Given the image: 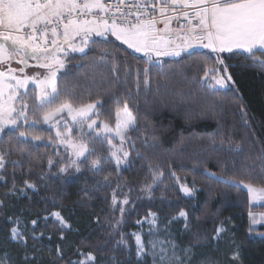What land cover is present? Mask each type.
<instances>
[{"label":"snow or ice","instance_id":"obj_1","mask_svg":"<svg viewBox=\"0 0 264 264\" xmlns=\"http://www.w3.org/2000/svg\"><path fill=\"white\" fill-rule=\"evenodd\" d=\"M170 12L174 15H168ZM180 17L187 21V27L181 24L180 28L172 29L171 22ZM158 23L164 27L157 28ZM109 34L146 58L143 63L148 66L142 70V90L146 94L152 91L154 70L159 80L165 82L179 75L190 90L180 93L182 102L188 96L195 99L197 93L215 97L217 101L231 94L234 100L241 101V121L248 125L247 111L230 71L235 65L227 60L243 55L248 62L246 66L264 72V0H0V133L11 126L8 141L0 146V181L9 175V165L12 180L11 187L0 196V209L11 198L19 201L26 197L32 201L37 196V205L44 204L34 214L29 204L19 214L7 216L11 227L0 241V264H100L98 258L105 256L106 264H243L233 218H222L207 204L197 211L195 204L180 201L196 197L200 191L197 177L237 192L246 190L248 235L256 232L264 238V232L258 231V226H264V212L253 211L254 207H264V146L253 156L251 142L236 140L231 134L226 136L222 130L214 129L206 137L207 146L203 149L206 159L187 169L193 177L191 183L187 175L179 176L171 163L165 170L146 154L156 148L158 137L153 135L150 144L145 131L142 151L137 145L139 137L132 136L139 131V101L132 99L128 86L131 66L124 65L121 80V63L102 46L110 43ZM93 35L101 38L100 45L92 39ZM76 37L81 38V45L74 42ZM64 45L68 46L65 56L69 61V51L81 54L83 60L87 57L86 48L99 47L100 55L89 67L95 70L111 65L110 73H98L99 80L96 74L84 76L90 79L91 86L102 89L97 91L96 98L92 87H88L85 102L80 92L81 81L70 84L58 75L65 69V59L57 55ZM106 56L111 58L105 59ZM164 57L172 58L167 68L162 61ZM29 59L36 61L35 67L46 69V74H25L22 78L14 75L24 72ZM12 61L22 67H11ZM79 66L82 65L78 63ZM188 69L193 70L191 75L187 74ZM140 71L137 68V98L141 91ZM64 75H68L67 71ZM6 78L14 80L15 85L6 84ZM30 83L35 88L28 90ZM121 85L127 91L118 95ZM161 86L157 84V92ZM5 88L11 89L6 100ZM20 88L25 91L19 92ZM78 92L81 100L77 104ZM16 100L19 107L13 103ZM217 107L212 103L207 111L216 119L218 128H222L223 117ZM64 112L71 125L61 116ZM56 117L64 119L63 129ZM144 119L147 121L148 117ZM41 124L56 129L55 136L49 135L46 143L37 127ZM35 142L45 143V152H39ZM49 146L63 148V152L49 154ZM14 154H18L16 159L11 158ZM213 159L220 169L219 175L210 168ZM134 160L146 161V171L138 174L135 185L126 180L121 183L122 172L133 169ZM85 171L100 179L92 181L91 188L89 181H85V186L78 189L77 203L87 208V202L96 198L95 193L104 189L105 208L101 211L105 215L103 221L100 215L92 216L91 223L99 228L77 238L80 230L64 215L62 193L65 186L76 183ZM179 171H185L183 165ZM53 178L58 187L51 183ZM165 178L171 183H165ZM18 179H22V184ZM161 185L162 192L171 187L177 196L165 203L161 195L162 207L154 210L144 201H155V191ZM41 192L46 194L41 196ZM133 192L137 193L135 198ZM144 208L147 211L141 214ZM25 211L35 218L29 220ZM133 214L137 217L134 220L137 230L126 231ZM209 218L213 221L210 230L205 228ZM47 229L59 233L54 246L49 243L52 235L45 238ZM96 231L102 232V239L93 243ZM69 234L73 239H69ZM9 245L15 246L16 258L4 250Z\"/></svg>","mask_w":264,"mask_h":264},{"label":"trees","instance_id":"obj_2","mask_svg":"<svg viewBox=\"0 0 264 264\" xmlns=\"http://www.w3.org/2000/svg\"><path fill=\"white\" fill-rule=\"evenodd\" d=\"M98 45L101 43L100 38H95ZM110 41L107 45H102L107 47L111 55L117 57L118 62L121 63L119 70V75L121 80L124 79V65H130V76L128 78V86L132 89V99L139 101V131L132 133L134 139H137L138 147L142 148V141L144 139L143 133L147 131L149 137V143L153 141L151 137L155 135L158 137L156 141V148L149 149L146 153L151 159L158 162L165 170L167 165L171 163L177 170V174L182 178L187 175V180L191 183L193 177L191 174L187 173V169L193 167L194 164L201 163L206 159V155L203 149L207 146L206 137L213 132L214 129L217 131H223L227 136L231 134L236 140L245 139L251 142V154L255 156L262 146H264V72L258 69L246 66L248 62L244 59V56H232L227 60V63L235 65L230 71L236 81L239 88V95L242 96V102L247 111L248 125L245 126L241 121L240 115V100H234L229 94L222 101H217L215 97L212 96H202L196 94L195 99L191 96L186 97L182 102L180 99V93H188L189 87L186 82L179 75L172 77L171 82H165L159 80L156 76L155 70L152 72L153 82L151 93H145L143 89V69L147 67L143 61L146 59L131 52L127 47L118 42L112 36H108ZM119 50V51H117ZM87 57L81 60V54L79 53H68L71 57L69 61L68 57L65 58L66 64L65 69H61L58 73L62 79H66L70 84H75L77 80H80L83 88L80 90L82 92V99L88 102V87H92L93 98H96L97 91H102L94 86H91L90 79H84L87 75L91 77L96 74V79L99 80L100 76L98 73H110L111 65L109 68H96L95 70L89 67L90 62L100 55L99 47H92L91 49L86 48ZM206 52V51H204ZM226 56L230 54H225ZM111 56H106L105 59H110ZM187 59V58H186ZM162 61L167 68L172 62V58H163ZM82 66L77 67V64ZM137 68L140 71L141 79V91L137 98L135 81L137 79ZM67 71L68 75L65 76ZM192 69L187 70V74H192ZM202 75V73H201ZM162 85L159 92L156 91L157 84ZM127 91L123 85H121L117 94L120 95ZM80 92L77 95V104L81 100ZM66 98V97H65ZM212 103L218 105L217 112L223 117L222 128H218L216 119L212 118V113L207 111L208 106ZM147 116L146 121L144 117ZM203 117V118H202ZM219 118V117H217ZM23 124V122H21ZM146 125H150L146 127ZM26 127V126H25ZM45 136V143L47 142V137L49 135L53 136L50 129L46 128L44 124L38 125ZM11 129L5 130L0 137V146L4 142L8 141L9 133ZM15 134V133H12ZM54 137V136H53ZM204 137L205 139H201ZM30 141V138H29ZM38 144L39 152H45V143L35 142ZM61 151V149H56L51 146L48 147L47 151L49 154L55 151ZM247 151V147H246ZM18 154H14L11 158L16 159ZM45 157V169L47 168ZM135 167L131 170H125L120 176V182L123 183L125 180L129 183L135 185V181L138 179V174H142L146 171L147 162L144 160H134ZM143 165V167H142ZM181 165H183L185 171H179ZM240 161H237V169L239 168ZM212 171H215L218 175L220 174V169L216 166L215 160L213 159L210 164ZM53 172L56 171L55 168L52 169ZM231 165L229 164V175H231ZM259 167H256L257 177L259 180ZM36 177H33L35 179ZM247 180V177H242ZM95 179H100V177H91V174L85 171L76 183L71 186H65L63 190V204L65 206L64 215L67 216L74 228H79V233L77 238L80 236H88L93 229H98L99 226L91 223V217L95 215H100L101 221H103L105 212L101 209L105 208L104 196L106 194L104 189L100 192L95 193V199L88 201V207H81L77 203L79 199L78 189L85 186V181H89L88 187L91 188V182ZM113 187L115 186L116 176L113 172L112 176ZM18 183L22 184V179H18ZM51 183L58 187V182L53 178ZM165 183L170 184L171 182L165 178ZM197 187L200 191L197 192L196 197L192 200H181L180 203H188L190 206L195 204L196 210L199 211L206 204L210 207L212 212H219L221 217H232V223L235 224V238L237 243L241 245V255L243 258V264H264V238H260L256 232L248 235V206H247V192L242 190L237 192L235 189H228L223 185H218L210 181H206L200 177L196 178ZM12 185L11 180V166L9 165V175L6 177L5 181H0V196L7 191ZM163 185L155 191V201H144L146 204H151L153 209L162 207L159 200L161 195L165 197V203L168 200H175L177 194L172 191L171 187L167 192H162ZM110 192V189L108 190ZM46 193L41 192L40 195L43 196ZM31 195V193H30ZM133 198L136 197L137 193H132ZM211 197V199H210ZM110 199V196H109ZM39 197L33 196L32 201H29L26 197H21L19 201L15 198L8 200L6 206L0 209V241H3L11 227V224L7 220L8 215H12L13 212L19 214L21 209H27L28 205H32V213L44 208V204L40 203L37 205ZM141 214L147 211L146 208L141 209ZM254 212H264V207H254ZM28 216L29 220L35 218V215H29L27 211L24 213ZM137 217L135 214L130 218V222L126 227V231L137 230L134 225V220ZM213 227V221L211 218L208 219L205 224L206 229H211ZM39 231V229H38ZM259 232H264V226L258 228ZM48 235H52V241L49 243L55 245L58 241L59 233L52 232L51 229L45 230V238ZM69 239H73L72 234H69ZM93 243L97 239H102V232L96 231L93 235ZM31 241H29V246H31ZM14 247L12 245L7 246L4 250H7L13 258H16ZM104 262L107 261V256L103 258H98Z\"/></svg>","mask_w":264,"mask_h":264},{"label":"rangeland","instance_id":"obj_3","mask_svg":"<svg viewBox=\"0 0 264 264\" xmlns=\"http://www.w3.org/2000/svg\"><path fill=\"white\" fill-rule=\"evenodd\" d=\"M109 35H110V34H109ZM109 35H108V36H109ZM110 36H111V35H110ZM112 37H113V36H112ZM95 38H100V37H96L95 35H93L92 39H95ZM113 38L115 39V37H113ZM100 39H101V38H100ZM74 42H75L77 45H81V38H80V37H76ZM48 43H49V46H50V45H51V37H49V41H48ZM85 50H86V49H85ZM200 50H202V49H200ZM57 55L60 56L61 59H65V58H66V56H65V50H62V51L58 52ZM164 58H167V57H164ZM162 59H163V58H162ZM10 66H11V67H14V68H19V66L15 65V64H13V63H11ZM5 67H7V66H5ZM46 72H47L46 69H40V68H28V69H25L23 73L16 72V73H14V75H17V76H19V77L22 78L25 74L31 76V75H34V74H37V73H40V74H46ZM5 83H6V84H12V85H15V81H14V80H8L7 78L5 79ZM33 88H35V85L30 83V84H29V88H28V90H31V89H33ZM18 91L22 93V92L25 91V89L20 88V89H18ZM10 92H11V89H9V88H5V89H4V99H5V100L7 99V96L10 94ZM13 103L16 105V107H19V100L13 101ZM61 116L64 117L65 119H68V123H69V125H71V120H70V118L67 117V112L62 113ZM55 119H60V127H61V129H63V127H64V119H61L60 117H56ZM21 122H22V121H20V123H21ZM44 126H45L46 128H48V129H50L51 132H52V134H53V136H55L56 129L51 128L49 125H46V124H44ZM8 129H11V126H9L6 130H8ZM2 133H3V132H2ZM2 133H0V137H1ZM117 142H118V141H117ZM59 149H61V150L63 151V148H59ZM245 191H246V190H245ZM256 213H261V212H256ZM176 227H178V225H177ZM259 227H260V226H258V228H259ZM100 264H106V262L100 260Z\"/></svg>","mask_w":264,"mask_h":264},{"label":"built area","instance_id":"obj_4","mask_svg":"<svg viewBox=\"0 0 264 264\" xmlns=\"http://www.w3.org/2000/svg\"><path fill=\"white\" fill-rule=\"evenodd\" d=\"M168 15H174V14L170 12V13H168ZM158 24H162V23H158ZM181 24H183L185 26V28L187 27V21L184 20L183 17H180L179 20L174 19L171 22L170 27L172 29H178V28H180Z\"/></svg>","mask_w":264,"mask_h":264},{"label":"water","instance_id":"obj_5","mask_svg":"<svg viewBox=\"0 0 264 264\" xmlns=\"http://www.w3.org/2000/svg\"><path fill=\"white\" fill-rule=\"evenodd\" d=\"M60 42L63 43L62 40H61ZM64 50H65V51L68 50V46H67V45H64ZM69 53H71V52L69 51ZM14 62H15V61H12L11 63H14ZM34 65H36V61L29 59V61H28V66H26V67L39 68V67H35ZM26 67H24V68H26ZM40 69H42V68H40Z\"/></svg>","mask_w":264,"mask_h":264},{"label":"crops","instance_id":"obj_6","mask_svg":"<svg viewBox=\"0 0 264 264\" xmlns=\"http://www.w3.org/2000/svg\"><path fill=\"white\" fill-rule=\"evenodd\" d=\"M193 23H196V21H193ZM164 27V25L163 24H157V28H163ZM61 40H62V37H61ZM118 42H120V41H118ZM121 44H123L122 42H120ZM124 45V44H123ZM125 47H127V45H124ZM131 52H133V53H135V54H137V55H139V56H142V57H144L143 56V54L142 53H136V52H134V50H132V49H129ZM200 51H207L206 49H202V50H200ZM145 58V57H144ZM168 58V57H167Z\"/></svg>","mask_w":264,"mask_h":264},{"label":"flooded vegetation","instance_id":"obj_7","mask_svg":"<svg viewBox=\"0 0 264 264\" xmlns=\"http://www.w3.org/2000/svg\"><path fill=\"white\" fill-rule=\"evenodd\" d=\"M13 64L19 66V68L22 67V65H19V64H17L16 62H14ZM28 68H34V67H26V68H24V70H25V69H28Z\"/></svg>","mask_w":264,"mask_h":264}]
</instances>
